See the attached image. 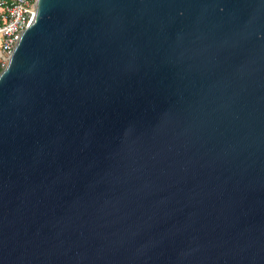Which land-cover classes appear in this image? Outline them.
Listing matches in <instances>:
<instances>
[{
    "label": "water",
    "instance_id": "1",
    "mask_svg": "<svg viewBox=\"0 0 264 264\" xmlns=\"http://www.w3.org/2000/svg\"><path fill=\"white\" fill-rule=\"evenodd\" d=\"M0 264H264V0H37Z\"/></svg>",
    "mask_w": 264,
    "mask_h": 264
},
{
    "label": "built area",
    "instance_id": "2",
    "mask_svg": "<svg viewBox=\"0 0 264 264\" xmlns=\"http://www.w3.org/2000/svg\"><path fill=\"white\" fill-rule=\"evenodd\" d=\"M37 0H0V73L22 30L34 17Z\"/></svg>",
    "mask_w": 264,
    "mask_h": 264
}]
</instances>
